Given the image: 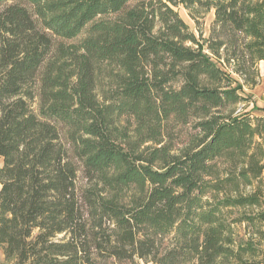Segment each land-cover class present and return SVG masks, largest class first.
I'll return each instance as SVG.
<instances>
[{"label":"trees","instance_id":"trees-1","mask_svg":"<svg viewBox=\"0 0 264 264\" xmlns=\"http://www.w3.org/2000/svg\"><path fill=\"white\" fill-rule=\"evenodd\" d=\"M261 62L264 0H0V264H259Z\"/></svg>","mask_w":264,"mask_h":264},{"label":"rangeland","instance_id":"rangeland-1","mask_svg":"<svg viewBox=\"0 0 264 264\" xmlns=\"http://www.w3.org/2000/svg\"><path fill=\"white\" fill-rule=\"evenodd\" d=\"M174 9L178 12L179 16L190 26L192 27L193 21L189 18L187 11L182 7H174ZM211 14L206 15L202 20H201V27L203 30H206L209 22L211 20ZM84 33H82L77 39L73 40L76 42L77 40H80L83 38ZM264 64V63H263ZM260 69V67H259ZM260 75H261V80L260 83L258 84L261 89H264V83H262V77L264 76V70H260ZM105 82H100L99 86L97 87V92L98 94L101 93V88H104ZM254 89V88H252ZM262 92V91H261ZM245 94L249 98H247V101L244 102V104H240L237 107L236 111H239L240 109L243 108V110H250L252 109V105H256V101H258V95L256 96L255 92L249 91V89H245ZM253 114H261L256 111H252ZM196 133V130L192 128L191 123L187 124H181L175 120H169L165 122L163 128H162V140L163 142L169 143L173 150H178L185 145H187ZM148 145H153L151 141L146 142L143 144V146L139 149V151L143 150L146 148ZM224 164H221L220 167H223ZM81 175V173H80ZM80 183H83L81 177H80ZM250 191V188H242L241 192L242 193H248ZM209 196H211L213 199L217 198L220 196L218 193H209ZM254 208H247V207H242V208H237L233 211V216L239 214V213H244V212H251ZM234 231L236 234V237H243L244 239L249 238L250 236L253 238L254 247L257 249L256 256L254 258V262H259V264H264V224L259 223L256 227H246V223L243 224H236L234 225ZM261 231V232H257ZM0 259H1V254H0ZM135 264H152V263H145L142 260H137Z\"/></svg>","mask_w":264,"mask_h":264},{"label":"crops","instance_id":"crops-1","mask_svg":"<svg viewBox=\"0 0 264 264\" xmlns=\"http://www.w3.org/2000/svg\"><path fill=\"white\" fill-rule=\"evenodd\" d=\"M260 70H264V64L261 62L259 64ZM262 83H264V76L262 77ZM249 91L255 92L258 97V101H256V106L264 107V89L262 90L259 85L255 86L254 89H249ZM262 91V92H261ZM263 175H264V162H263ZM264 180V176H263Z\"/></svg>","mask_w":264,"mask_h":264}]
</instances>
